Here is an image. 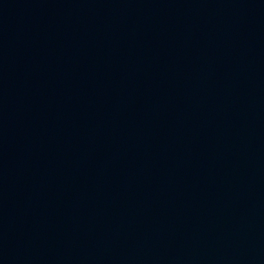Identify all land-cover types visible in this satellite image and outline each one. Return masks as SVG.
I'll return each mask as SVG.
<instances>
[{
	"label": "water",
	"instance_id": "1",
	"mask_svg": "<svg viewBox=\"0 0 264 264\" xmlns=\"http://www.w3.org/2000/svg\"><path fill=\"white\" fill-rule=\"evenodd\" d=\"M38 264H264V18Z\"/></svg>",
	"mask_w": 264,
	"mask_h": 264
}]
</instances>
